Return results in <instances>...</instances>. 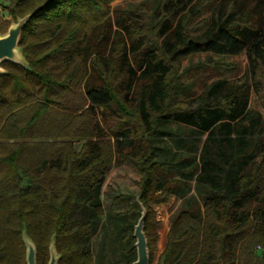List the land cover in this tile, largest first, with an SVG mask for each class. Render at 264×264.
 Returning a JSON list of instances; mask_svg holds the SVG:
<instances>
[{
    "label": "trees",
    "instance_id": "trees-1",
    "mask_svg": "<svg viewBox=\"0 0 264 264\" xmlns=\"http://www.w3.org/2000/svg\"><path fill=\"white\" fill-rule=\"evenodd\" d=\"M115 1L10 0L14 21L35 14L20 41L30 69L4 63L8 74L0 77V264H27L24 228L37 264L49 263L54 235L59 264H93L90 247L78 241L100 227L101 190L115 166L142 178L152 263L149 204L165 202L175 188L155 195L154 140L172 132L174 122L208 134L229 168L218 178L197 179L210 189L203 217L200 206L179 213L160 264H264V157L247 173L232 172L237 159L256 149L262 114L250 116L249 152L227 155L222 146L233 128L238 138L246 134L238 123L248 115L250 85L213 83L195 107L177 99L180 63L195 54L245 53L249 77L264 78V0H155L133 9L113 8ZM211 2L217 7L210 26L193 36L191 24ZM72 92L81 101L65 103ZM204 149L213 161L208 143ZM76 214L87 218L73 230ZM133 232L128 264L136 260ZM256 248L263 252L255 260Z\"/></svg>",
    "mask_w": 264,
    "mask_h": 264
},
{
    "label": "rangeland",
    "instance_id": "rangeland-1",
    "mask_svg": "<svg viewBox=\"0 0 264 264\" xmlns=\"http://www.w3.org/2000/svg\"><path fill=\"white\" fill-rule=\"evenodd\" d=\"M155 0H116L112 7L133 9L143 2L153 4ZM10 0H0V28H5L9 22L14 23L8 6ZM217 7L216 3H208L201 16L191 24L190 31L193 36L202 35L210 26L211 17ZM9 25V27H10ZM9 29V28H8ZM8 31V30H7ZM6 31V32H7ZM4 34V33H0ZM260 75V74H259ZM225 82L227 87L240 86L248 83L250 94L248 101V115L240 120L239 126L247 128L246 134L238 138L235 128L232 131V140L224 139L223 150L227 155L236 152L247 153L251 150L253 139L250 125V116L262 114L264 121V78L257 77L252 80L248 75V61L246 54L240 56H216L214 54L200 53L183 59L180 63L177 83L178 101L191 103L194 107L200 101L207 89L216 82ZM257 84V88L255 87ZM226 89H223V93ZM219 97L221 94L218 95ZM80 92H72L64 98L65 103L81 101ZM218 97V98H219ZM172 132L159 134L155 137V158L158 163L159 190L155 195H160L169 184L174 186V194L169 195L161 204H149L152 215V225L155 224L156 234L155 249L151 264H160V259L168 244V237L173 227V221L182 210L193 211L200 206L203 217V202L210 189L197 182L199 177L211 175L220 176L222 169H228L229 163L220 152L216 142L209 140L208 134L174 122L170 124ZM235 127V126H234ZM257 146L249 156L237 159L232 167L233 174L247 173L253 162H259L264 157V128L256 129ZM208 143L212 150L213 161L208 162L204 144ZM81 144H76L79 151ZM209 165V166H208ZM193 169V172L191 170ZM191 172V173H190ZM141 176L124 167L115 166L108 175L102 190V220L99 229L89 240L80 238L79 247H90L93 255V264H128L132 256L128 254L130 242L127 235L132 233V225H136L141 209L137 198L141 192ZM218 181V179L216 180ZM27 183H24V187ZM87 217L83 214L73 216V230H77ZM135 227V226H134ZM262 250H253L254 258L262 257Z\"/></svg>",
    "mask_w": 264,
    "mask_h": 264
},
{
    "label": "water",
    "instance_id": "water-1",
    "mask_svg": "<svg viewBox=\"0 0 264 264\" xmlns=\"http://www.w3.org/2000/svg\"><path fill=\"white\" fill-rule=\"evenodd\" d=\"M34 14L35 13L27 15L24 18H17L16 21L10 25L5 34H0V77L8 74L2 66L4 63L19 65L26 70L30 69L29 63L20 48V41L24 28L30 22ZM137 203L141 209V216L133 232V238L135 240L134 247L136 249V260L133 264H151L149 243L145 232L148 212L142 204L140 197L137 198ZM23 242L26 247V263L37 264V248L34 242L29 238L26 228L23 230ZM49 255L50 259L48 264H59L61 256L57 252L56 235L51 239Z\"/></svg>",
    "mask_w": 264,
    "mask_h": 264
},
{
    "label": "built area",
    "instance_id": "built-area-1",
    "mask_svg": "<svg viewBox=\"0 0 264 264\" xmlns=\"http://www.w3.org/2000/svg\"><path fill=\"white\" fill-rule=\"evenodd\" d=\"M258 249H260V248H258Z\"/></svg>",
    "mask_w": 264,
    "mask_h": 264
}]
</instances>
